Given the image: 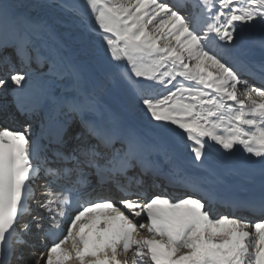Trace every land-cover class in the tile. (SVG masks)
<instances>
[{
  "label": "snow or ice",
  "instance_id": "obj_1",
  "mask_svg": "<svg viewBox=\"0 0 264 264\" xmlns=\"http://www.w3.org/2000/svg\"><path fill=\"white\" fill-rule=\"evenodd\" d=\"M55 6L98 38L108 67L86 79L51 25L0 0V49L29 69L0 59V90L17 85L16 110L40 117L38 131L0 124V264H26L24 249L31 264H264V59H246L264 54V0ZM109 85L119 112L99 98ZM257 174L259 197L241 198L230 178ZM33 228L51 246L26 239Z\"/></svg>",
  "mask_w": 264,
  "mask_h": 264
},
{
  "label": "bare ground",
  "instance_id": "obj_2",
  "mask_svg": "<svg viewBox=\"0 0 264 264\" xmlns=\"http://www.w3.org/2000/svg\"><path fill=\"white\" fill-rule=\"evenodd\" d=\"M20 9L19 12L26 15L30 19L29 14L25 13L21 7ZM34 10V20L37 22H46L52 26L56 39L64 45V48L62 49L63 55L80 64L85 78L87 79L89 76H94L102 79V74L96 71L95 64L90 57L92 49H99V41L95 39V37H92V35H88V33H86L83 29H79V25L73 22L71 16L65 12H61L62 10L58 11L49 5H42V3L37 0L35 1ZM247 35L256 36V33L252 32L246 34V36ZM41 51L43 54V49H41ZM248 56H260L264 58V54H262L258 49L251 52ZM33 67H35L34 64ZM27 71L28 69L23 72ZM109 88V92L112 93V98L119 96V92L115 87L110 85ZM4 96L5 95L0 90V99L3 103L5 102ZM103 99L105 100H102L101 102L109 105V101L106 98ZM111 102L116 104L115 100ZM2 121L3 120L0 119V122Z\"/></svg>",
  "mask_w": 264,
  "mask_h": 264
},
{
  "label": "rangeland",
  "instance_id": "obj_3",
  "mask_svg": "<svg viewBox=\"0 0 264 264\" xmlns=\"http://www.w3.org/2000/svg\"><path fill=\"white\" fill-rule=\"evenodd\" d=\"M17 1H18L19 5L22 7V9L24 11H26V12H32L33 11L32 13H28V14H29L30 19L34 20L35 19V14H34L35 10L34 9H35V1L36 0H31L33 3L30 0H17ZM37 1L41 2L42 5H49V6L51 5V7L57 9L58 11H60V9L57 6L55 7V5L57 3L56 0H37ZM52 5H54V6H52ZM61 12H64V11H61ZM77 19H78V17H77ZM88 21H89V23L92 26L95 27L94 17H92L91 14H89V16H88ZM80 27H79V29L83 28V27H81V28ZM83 29H85V28H83ZM87 32H88V34L90 36L92 35V36L96 37L92 32H90V31H87ZM90 57H91V59L93 60V62L95 64L96 71L98 73L102 74V72L104 71L102 69L103 68L107 69V67H108V59H109V57L105 56V54H103V55L99 54L96 51L90 52ZM97 65L99 67H101L102 69H100Z\"/></svg>",
  "mask_w": 264,
  "mask_h": 264
}]
</instances>
